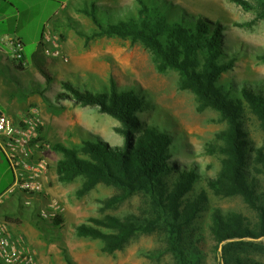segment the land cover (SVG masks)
<instances>
[{"label": "rangeland", "instance_id": "374dc122", "mask_svg": "<svg viewBox=\"0 0 264 264\" xmlns=\"http://www.w3.org/2000/svg\"><path fill=\"white\" fill-rule=\"evenodd\" d=\"M167 1L172 3L176 14L184 10L225 25V46L238 58L235 68L223 74L222 83L236 87L264 83V62L259 58L264 53L263 4L248 0L253 4L248 9L233 0ZM93 2L112 9L137 7L136 0H69L54 7V13L44 25L46 53L56 58L52 84L47 86L45 79L32 68L24 75L14 66L18 65L14 57L10 59L11 69L6 68L12 88L20 93L23 101L29 95L20 82L26 77L30 81L29 87L33 90L29 94L37 99L31 106L39 110L38 119L45 138L38 152L47 161L42 192L14 193L9 197L13 204L0 205V217L8 223L12 236L20 241L27 255L34 257V264H69L67 259L73 264H178L169 246L167 225L147 193L130 195L123 188L104 181L85 190L89 181L86 175L70 182L59 179L56 167L65 155L54 151L53 144L71 147L86 139L105 141L112 146H122L125 142V135L119 130L123 127L121 122L102 112L98 105H84L72 96L58 98V92L69 93L62 82L70 80L85 90L84 82L97 88L109 87L110 79L114 78L118 87L134 88L147 102V109L138 113L144 126L158 125L174 138L170 160L173 171L161 177L159 189L163 203L175 208L187 253L200 264H221L222 256L228 264H264V237H237L222 242L218 237L219 226L215 221L218 213L227 217L233 214L231 219L239 218L254 230L260 227L261 221L259 210L235 192L230 180L223 176L224 165L231 160L229 122L218 110L203 107L190 89L181 88L177 71H160L154 54L141 42L110 36L87 42L78 32L92 33L96 25L79 9ZM50 6L48 0L38 2L32 10L33 17L46 15ZM24 27L34 34L40 30L38 24ZM36 45L30 39L26 42L23 50L27 59ZM37 89H46L45 99ZM242 122V146L248 162L246 176L248 183L256 188L259 204H264V164L257 160L264 154V124L248 105ZM184 173H194L195 180L175 206L171 193ZM195 204L197 208L189 211ZM59 216L62 222L56 224L54 219ZM130 223H154L155 226L137 232L122 249L114 252L106 250L102 238L83 235L78 230L86 224L117 235ZM234 241H251L255 246L244 250L230 245Z\"/></svg>", "mask_w": 264, "mask_h": 264}, {"label": "trees", "instance_id": "16d2710c", "mask_svg": "<svg viewBox=\"0 0 264 264\" xmlns=\"http://www.w3.org/2000/svg\"><path fill=\"white\" fill-rule=\"evenodd\" d=\"M49 1L51 6L46 10L38 43L30 56L32 65L45 79L47 86L55 80L56 58L46 53L47 44L44 42L43 28L52 16L54 7L62 6L67 0ZM136 1V8L119 6L112 9L94 2L85 4L79 11L91 17L96 28L92 33L81 30L78 33L84 35L87 42L102 36L129 38L134 42H141L154 54L160 71H177L180 74L181 88L190 89L203 107H212L227 119L231 128V160L226 161L223 176L230 180L235 192L259 210L261 221L260 227L254 230L239 218L231 219L233 214L227 217L218 213L215 215V221L219 226V241L237 237H264V204H259L260 197L256 188L248 183L245 171L248 162L241 139L242 118L246 105L264 124V83L236 87L232 83L221 82L223 74L235 68L238 58L235 52L225 46L226 27L221 21L203 15H190L184 10L176 14L174 6L167 0ZM233 1L245 8H253V4L248 0ZM258 1L264 5V0ZM261 15L264 16V13ZM22 37L19 42L25 44V36ZM259 58L264 62V53L259 55ZM26 59L27 56L23 53V58L17 65L18 69L25 70ZM101 86H88V83L84 82L83 87L87 89L83 90L80 85L70 80L63 81L62 87L69 93L61 91L57 93V97L72 96L84 105H98L102 112L121 122L123 127L119 130L125 135V142L122 146H112L105 141L86 139L71 147L64 143L53 144L51 148L54 151L65 155L56 167L60 181L70 182L80 175H86L89 181L85 190H90L98 182L104 181L123 188L130 195L142 191L147 193L167 225L169 246L178 264H200L187 253L184 247V231L174 214L175 208H168L170 205L163 203L159 189L161 177L173 171L170 163L173 157V136L158 125L144 126L138 113L144 112L148 104L137 90L121 89L114 78L110 79L109 87ZM37 92L46 98V89H37ZM39 131L40 136L33 143L44 141L43 128L40 127ZM136 132H139V135H136ZM257 160L264 164V154ZM194 180V173L181 174L173 194L171 193V201L175 206L181 196L192 187ZM196 208L195 204L188 210L194 211ZM7 218L9 219L8 216ZM54 220L56 224L62 222L60 216ZM154 226V223H130L124 225L117 235L104 233L86 224L80 225L78 230L80 234L102 238L106 243V250L114 252L122 249L137 232L151 230ZM230 245L246 250L254 247L255 243L234 241ZM221 259V264H228L226 257L222 256ZM67 260L69 264H73L70 259Z\"/></svg>", "mask_w": 264, "mask_h": 264}, {"label": "built area", "instance_id": "2783aa9c", "mask_svg": "<svg viewBox=\"0 0 264 264\" xmlns=\"http://www.w3.org/2000/svg\"><path fill=\"white\" fill-rule=\"evenodd\" d=\"M12 53L15 61L20 63L24 53L21 42L15 43ZM38 111L36 107L30 108L21 121L0 113L1 143L15 175V182L9 194H38L44 190L43 178L47 161L38 152L44 143H33L40 136ZM0 264H34V257L25 253L20 241L14 239L8 223L1 217Z\"/></svg>", "mask_w": 264, "mask_h": 264}, {"label": "crops", "instance_id": "0c3cea01", "mask_svg": "<svg viewBox=\"0 0 264 264\" xmlns=\"http://www.w3.org/2000/svg\"><path fill=\"white\" fill-rule=\"evenodd\" d=\"M41 1L44 0H0V110L3 111V114L16 120L24 118V114L32 108V102H36L37 99L35 96L29 94L33 88L29 87L30 81L25 76L26 78L20 82V85L26 89L28 92L27 96H29L23 101L20 93L12 88V81L6 76V68L11 69L10 59L13 57L12 47L15 45V42L19 43L20 37L25 36V44L21 43L23 49L29 39L36 44L38 43V37L41 33L46 15L43 14L40 17H33L32 10ZM36 24H38L40 30L35 34L29 31L30 29L24 27L27 25L35 26ZM14 66L18 68L16 64ZM31 68L39 74L29 58L26 59L25 70H19L25 75ZM31 84L34 83L31 81ZM38 105L42 106L39 102ZM1 141L2 139L0 138V205L4 202L13 204V201L9 198L11 195L9 194V190L14 185L15 175L5 155Z\"/></svg>", "mask_w": 264, "mask_h": 264}, {"label": "water", "instance_id": "95a60500", "mask_svg": "<svg viewBox=\"0 0 264 264\" xmlns=\"http://www.w3.org/2000/svg\"><path fill=\"white\" fill-rule=\"evenodd\" d=\"M0 113L3 114V111L0 110Z\"/></svg>", "mask_w": 264, "mask_h": 264}]
</instances>
